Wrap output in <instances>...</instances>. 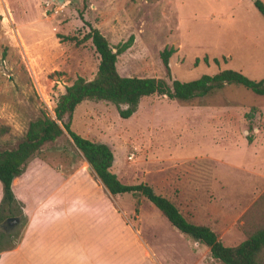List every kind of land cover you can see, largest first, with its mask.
Returning <instances> with one entry per match:
<instances>
[{
  "label": "rangeland",
  "instance_id": "obj_1",
  "mask_svg": "<svg viewBox=\"0 0 264 264\" xmlns=\"http://www.w3.org/2000/svg\"><path fill=\"white\" fill-rule=\"evenodd\" d=\"M86 23L111 46L132 35L117 56L120 75L170 83L230 68L264 77V19L252 0H0V149L13 148L42 111L53 117L64 85L76 76L93 77L98 55L83 38ZM169 47L167 75L160 52ZM69 126L110 147V170L121 182L149 184L224 245L237 244L264 222V95L236 84L187 102L151 94L127 118L111 102L83 100ZM70 177L98 180L63 132L44 143L15 180L12 206L19 221L10 235L0 222V245L14 247L31 206ZM85 185L70 182L61 193H85ZM112 196L162 264H220L144 197ZM141 258L127 246L111 260L137 264Z\"/></svg>",
  "mask_w": 264,
  "mask_h": 264
},
{
  "label": "trees",
  "instance_id": "obj_2",
  "mask_svg": "<svg viewBox=\"0 0 264 264\" xmlns=\"http://www.w3.org/2000/svg\"><path fill=\"white\" fill-rule=\"evenodd\" d=\"M252 3L264 19L263 1L252 0ZM86 25L88 30L83 38L90 40L98 55L93 77L85 79L76 76L70 84L64 85L63 91L55 101L53 117L42 111L40 116L27 123L23 136L13 148L0 149V222L14 215L12 180L22 172L27 160L33 157L44 143L53 141L66 132L107 193L110 195L130 193L132 196L144 197L177 231L206 246L209 257L220 264H263L264 222L249 231L237 244L224 245L209 226L189 220L173 200L156 193L149 184L121 182L110 170L113 162L110 147L104 142L93 141L73 132L69 125L75 106L83 100L111 102L115 105L118 116L127 118L136 110L139 99L151 94L187 102L218 90L224 85L236 84L255 94L264 95V77L258 80L251 79L230 68L221 69L213 74H201L186 81L171 79L170 83L160 77L120 75L115 67L117 56L130 46L132 35L125 41L111 46L96 27L89 23ZM172 52V47L164 48L160 52L167 75L168 57ZM203 60L206 62V57ZM213 60L217 61L215 58ZM245 138L248 142L252 139L248 134ZM133 210L137 212L136 207ZM4 236V233H0V240ZM12 246L13 244L8 247L0 245V251Z\"/></svg>",
  "mask_w": 264,
  "mask_h": 264
},
{
  "label": "crops",
  "instance_id": "obj_3",
  "mask_svg": "<svg viewBox=\"0 0 264 264\" xmlns=\"http://www.w3.org/2000/svg\"><path fill=\"white\" fill-rule=\"evenodd\" d=\"M70 182L89 184L87 192L63 195ZM126 211L98 180L65 178L31 206L15 246L0 251V264H119L111 259L127 246L141 251L137 264H162Z\"/></svg>",
  "mask_w": 264,
  "mask_h": 264
},
{
  "label": "flooded vegetation",
  "instance_id": "obj_4",
  "mask_svg": "<svg viewBox=\"0 0 264 264\" xmlns=\"http://www.w3.org/2000/svg\"><path fill=\"white\" fill-rule=\"evenodd\" d=\"M14 226H15V224L12 223V222H1L2 230L6 234L9 233L8 231L11 230V229H13Z\"/></svg>",
  "mask_w": 264,
  "mask_h": 264
},
{
  "label": "water",
  "instance_id": "obj_5",
  "mask_svg": "<svg viewBox=\"0 0 264 264\" xmlns=\"http://www.w3.org/2000/svg\"><path fill=\"white\" fill-rule=\"evenodd\" d=\"M57 3H61L62 0H55ZM19 221V218L16 216H8L6 217L2 222H12L17 223Z\"/></svg>",
  "mask_w": 264,
  "mask_h": 264
}]
</instances>
